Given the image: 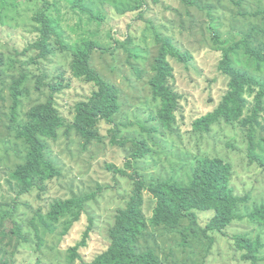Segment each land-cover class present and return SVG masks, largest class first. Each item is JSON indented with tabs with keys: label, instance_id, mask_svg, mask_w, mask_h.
Returning a JSON list of instances; mask_svg holds the SVG:
<instances>
[{
	"label": "rangeland",
	"instance_id": "374dc122",
	"mask_svg": "<svg viewBox=\"0 0 264 264\" xmlns=\"http://www.w3.org/2000/svg\"><path fill=\"white\" fill-rule=\"evenodd\" d=\"M191 1L193 6L179 0H0V55L4 62L0 69V254L11 264H92L107 247L106 230L114 214L125 207L134 189L131 178L108 170L109 165H125L133 140L145 141L152 151L134 161L130 171L147 185L164 180L188 184L199 159L216 157L232 167L230 184L244 200L240 216L264 204L260 165L264 164V112L245 129L237 122L221 121L207 136L191 134L192 123L214 111L227 91L229 81L218 70L221 44L244 42L251 50L264 53V0ZM44 11L55 19L65 49L57 35L46 43L44 53L27 49L39 37L41 25L35 18ZM82 38L107 50L93 54L92 66L119 90L120 112L114 125L120 129L117 141H128L123 148L113 141V127L104 123L98 125L100 142L88 146L69 130L75 105L93 90L74 78L71 70L73 42ZM158 41L169 42L180 54L189 56L187 64L171 56L168 59L174 69L171 86L181 97L170 131L157 121L161 103L148 85L160 50ZM232 63L258 85L243 94L242 118L248 119L259 91L264 95V65L258 67L243 48L232 56ZM23 75L25 81L15 102L11 86ZM52 96L56 111L65 120L57 138L46 141L47 158L58 175L39 190L20 195L13 172L24 162L27 150L19 135L30 122L31 109L45 105ZM261 102L264 106V97ZM150 130L158 131L150 134ZM94 192L97 196L83 212L65 214L50 229L41 226V218L45 219L53 202ZM143 195L142 210L146 219H151L156 200L148 191ZM194 215L195 220L184 219L176 228L149 229L139 239L138 249L154 250L161 264H251L242 260L234 246L232 237L240 234L260 240L257 264H264V226L244 218L222 234L204 235L212 213L197 211ZM88 218L93 219L94 232L79 249L81 258L72 260L69 249L80 241ZM13 225L27 243L10 238ZM187 227L188 244L184 245L181 232Z\"/></svg>",
	"mask_w": 264,
	"mask_h": 264
},
{
	"label": "trees",
	"instance_id": "16d2710c",
	"mask_svg": "<svg viewBox=\"0 0 264 264\" xmlns=\"http://www.w3.org/2000/svg\"><path fill=\"white\" fill-rule=\"evenodd\" d=\"M187 6H193L191 0H179ZM94 17V14L91 13ZM36 22L41 25L39 37L27 49H37L44 53L45 45L57 35L58 43L65 49V40L60 36L55 19L44 12L37 14ZM160 50L151 68L152 77L149 80V88L153 97L161 105L157 113V121L162 129L170 131L175 124L176 114L180 110L181 97L171 86L174 77V69L169 63V57L177 59L182 64L189 62L188 55H182L176 51L169 42L158 41ZM225 42V41H224ZM72 53V73L74 78L83 80L92 87L90 97L75 105L73 110V122L69 130L74 132L85 146L93 142H100L98 125L104 123L112 126L113 141L120 147H125L128 143L126 139L117 141L119 127L114 125V118L120 112L119 90L112 86L95 72L92 66L93 54L95 52L106 53L107 50L97 45L93 40L82 38L73 42ZM71 48V47H70ZM241 48L246 56L250 58L258 67L264 65V53L250 49L249 45L242 42L235 45L221 44L220 61L218 70L229 81L227 91L223 101L211 113L196 119L191 125V134L197 138H202L211 133L212 127L223 121L226 124L237 122L241 129L256 122L258 113L264 112L261 98L263 92L259 91L256 97V105L252 110L251 117L242 118L243 94L246 89L253 91L258 85L251 78H248L242 71L235 69L232 63V56ZM68 50V49H67ZM3 59L0 55V69L3 67ZM23 75L16 79L12 86V94L15 102L18 100L19 88L25 81ZM255 86V87H254ZM253 87V89H252ZM54 96L42 106L33 107L29 117L30 122L20 132L19 138L25 143L27 153L24 162L16 167L13 177L18 184V193L26 194L31 190H39L41 186L55 178L58 172L55 166L48 160V146L46 141H54L57 133L64 128L65 120L56 111ZM254 126V125H253ZM158 130H150L152 134ZM252 136L247 135L249 152L252 153ZM132 152L127 162L122 168L109 165L108 170L123 177L133 180L134 189L129 197L128 203L122 209H118L110 226L106 230L108 244L99 254H97L92 264H161L155 251L148 249L140 251L138 249L139 239L149 230L158 227L176 228L184 219L195 220L194 213L211 212L212 217L203 228V234L207 232H217L222 234L224 230L233 222L247 218L250 222L264 226V204L253 207L244 216L239 215L240 204L244 201L234 193L230 184L232 167L224 163L221 159L213 157H203L197 161L191 170V179L188 184L177 183L172 180L152 182L149 185L139 177L134 170V161L145 158L151 154V148L145 141H131ZM255 161L253 157L251 159ZM264 170V164L260 162ZM102 191V188H98ZM150 192L156 205L151 219H146L143 210V193ZM97 193H91L81 197H71L65 200L53 202L45 216L41 218L40 224L44 228H49L56 224L59 219L67 213H81L85 210L88 202L92 201ZM40 217H42L39 214ZM93 219L88 218V226L82 232L80 241L69 249L70 259L81 258L78 251L87 245L88 239L94 232ZM187 227L182 230L183 244H188ZM11 239H16L27 243V238L21 235V231L12 226L9 232ZM235 248L241 252V258L251 264H257L258 254L262 249V244L258 238L251 239L245 235L237 234L232 237ZM0 264H11L9 260L0 254Z\"/></svg>",
	"mask_w": 264,
	"mask_h": 264
}]
</instances>
